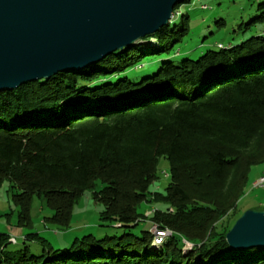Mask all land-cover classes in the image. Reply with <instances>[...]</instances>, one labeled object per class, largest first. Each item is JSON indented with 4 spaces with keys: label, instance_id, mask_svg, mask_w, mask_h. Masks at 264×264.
<instances>
[{
    "label": "trees",
    "instance_id": "trees-1",
    "mask_svg": "<svg viewBox=\"0 0 264 264\" xmlns=\"http://www.w3.org/2000/svg\"><path fill=\"white\" fill-rule=\"evenodd\" d=\"M186 20L147 37L154 49L136 45L0 92V187L12 193L16 228L32 231L37 199L51 212L43 223L67 231L88 191L102 205L100 227L119 231L64 248L36 232L11 248L13 236L0 235V264H264V248L235 251L225 240L245 212L237 204L251 168L264 163V32L144 67L147 56L169 55L176 40H167L180 27L186 35ZM161 158L169 170L162 193L151 188ZM144 205L152 209L139 213ZM153 227L168 233L160 243Z\"/></svg>",
    "mask_w": 264,
    "mask_h": 264
},
{
    "label": "water",
    "instance_id": "water-1",
    "mask_svg": "<svg viewBox=\"0 0 264 264\" xmlns=\"http://www.w3.org/2000/svg\"><path fill=\"white\" fill-rule=\"evenodd\" d=\"M181 1L0 0V92L79 72L149 42ZM166 235L155 229V242ZM225 240L235 251L264 248V211H245Z\"/></svg>",
    "mask_w": 264,
    "mask_h": 264
},
{
    "label": "rangeland",
    "instance_id": "rangeland-1",
    "mask_svg": "<svg viewBox=\"0 0 264 264\" xmlns=\"http://www.w3.org/2000/svg\"><path fill=\"white\" fill-rule=\"evenodd\" d=\"M264 0H189L187 3L179 4L178 12L171 19L174 24L179 23L180 16H187L185 28L186 35L180 37V28L167 40L170 44L169 55L156 59L154 56H147L142 59L145 67L150 62L157 66L162 61L177 62L183 58L190 57L197 59L207 50H216L217 44L224 46L239 45L241 42L257 37L264 32V22H258L257 18L264 11L259 9V5ZM173 24V25H174ZM156 40L143 43L145 49H154ZM173 54V55H172ZM144 70V69H142ZM141 70V71H142ZM140 71V72H141ZM264 169V163L251 168L248 174V182L244 187L245 194L237 204V212L254 210L264 211V188L252 189L253 179ZM169 170L167 161L163 158L159 160L157 179L152 185V189L160 193L164 191L169 182ZM258 179V178H257ZM253 181V182H252ZM100 185H97V189ZM12 193L7 184L0 187V235H10L15 238V245L11 248H21L24 234L36 232L41 238L46 239L56 247H67L75 238L85 235H93L102 238L118 235L119 231L112 228L100 227V213L102 205L92 198L91 192H85L74 206L70 226L67 231L56 230L53 226L43 223V218L49 217L51 212L48 209H41L39 200L34 199L31 207L33 218L32 231L16 228L18 209L13 203ZM152 206H141L139 213L150 211ZM146 213V215L148 214ZM155 234V228H151ZM34 251H40V246L26 242ZM189 248V246H187ZM188 252V251H186Z\"/></svg>",
    "mask_w": 264,
    "mask_h": 264
},
{
    "label": "bare ground",
    "instance_id": "bare-ground-1",
    "mask_svg": "<svg viewBox=\"0 0 264 264\" xmlns=\"http://www.w3.org/2000/svg\"><path fill=\"white\" fill-rule=\"evenodd\" d=\"M263 175H264V173H263L258 179H256V180L251 184V185H252V189H256V188H257V186H258V181L263 179ZM245 191H246V190H245ZM9 242L12 243L11 238L9 239ZM13 244H14V243H13Z\"/></svg>",
    "mask_w": 264,
    "mask_h": 264
},
{
    "label": "built area",
    "instance_id": "built-area-1",
    "mask_svg": "<svg viewBox=\"0 0 264 264\" xmlns=\"http://www.w3.org/2000/svg\"><path fill=\"white\" fill-rule=\"evenodd\" d=\"M262 188H264V175H263V179L258 181V186L256 189H262ZM11 240H12V243H15L14 238H11Z\"/></svg>",
    "mask_w": 264,
    "mask_h": 264
},
{
    "label": "crops",
    "instance_id": "crops-1",
    "mask_svg": "<svg viewBox=\"0 0 264 264\" xmlns=\"http://www.w3.org/2000/svg\"><path fill=\"white\" fill-rule=\"evenodd\" d=\"M263 173H264V169L261 171V173L258 174L257 177H255V178L253 179V181H255L257 178H259ZM253 181H252V182H253Z\"/></svg>",
    "mask_w": 264,
    "mask_h": 264
}]
</instances>
